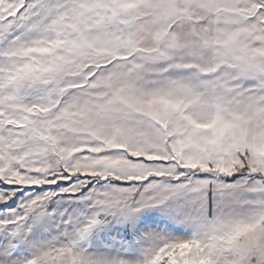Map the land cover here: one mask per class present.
Instances as JSON below:
<instances>
[{
    "label": "snow or ice",
    "instance_id": "obj_1",
    "mask_svg": "<svg viewBox=\"0 0 264 264\" xmlns=\"http://www.w3.org/2000/svg\"><path fill=\"white\" fill-rule=\"evenodd\" d=\"M0 264H264V0H0Z\"/></svg>",
    "mask_w": 264,
    "mask_h": 264
}]
</instances>
